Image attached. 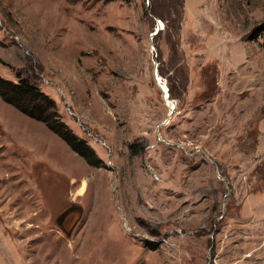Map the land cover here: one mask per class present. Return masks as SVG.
Instances as JSON below:
<instances>
[{
    "label": "rangeland",
    "instance_id": "obj_1",
    "mask_svg": "<svg viewBox=\"0 0 264 264\" xmlns=\"http://www.w3.org/2000/svg\"><path fill=\"white\" fill-rule=\"evenodd\" d=\"M263 22L264 0H0V77L100 160L0 95V264H264Z\"/></svg>",
    "mask_w": 264,
    "mask_h": 264
},
{
    "label": "trees",
    "instance_id": "obj_2",
    "mask_svg": "<svg viewBox=\"0 0 264 264\" xmlns=\"http://www.w3.org/2000/svg\"><path fill=\"white\" fill-rule=\"evenodd\" d=\"M262 32H264V22L255 29L254 36L256 37ZM0 95L25 114L46 123L53 132L63 138L89 164L93 166L100 164V160L96 159L94 152L58 118L55 101L40 91L29 78L20 77L18 82H14L0 77Z\"/></svg>",
    "mask_w": 264,
    "mask_h": 264
},
{
    "label": "water",
    "instance_id": "obj_3",
    "mask_svg": "<svg viewBox=\"0 0 264 264\" xmlns=\"http://www.w3.org/2000/svg\"><path fill=\"white\" fill-rule=\"evenodd\" d=\"M156 30H157V28H156ZM158 33V31L157 32H155L154 33V35H156ZM157 71L155 72V79H156V81H158V76H157ZM160 81V80H159ZM159 83V82H158ZM159 85H161V84H159ZM167 93V94H166ZM164 96L165 97H169L170 96V94L168 93V91H166V92H164ZM174 111H175V108L173 107V108H171V110H170V112H169V116H168V119H170V118H172V116H173V114H174ZM167 122V120L165 121V122H163V124H167L166 123ZM69 211V209H67L66 211H64L59 217H58V221H59V224H62L61 223V221H62V219L65 217V215H66V213Z\"/></svg>",
    "mask_w": 264,
    "mask_h": 264
},
{
    "label": "bare ground",
    "instance_id": "obj_4",
    "mask_svg": "<svg viewBox=\"0 0 264 264\" xmlns=\"http://www.w3.org/2000/svg\"><path fill=\"white\" fill-rule=\"evenodd\" d=\"M159 26V25H158ZM162 28H163V26H162V24L157 28V31H158V33L162 30ZM158 77L160 78V76L158 75ZM158 79V78H157ZM160 80H162L161 78H160ZM159 82V84H160V81H158ZM161 86V88L164 90V92H166L167 91V87H164L163 88V86L162 85H160ZM167 94V93H166ZM165 99H166V102H167V106H168V108H169V111L171 110V108H175L176 109V106H177V104H176V102H174V101H172V100H170V96L169 97H165ZM171 119V118H170ZM170 120L169 119H167V122H169ZM166 122V123H167Z\"/></svg>",
    "mask_w": 264,
    "mask_h": 264
}]
</instances>
